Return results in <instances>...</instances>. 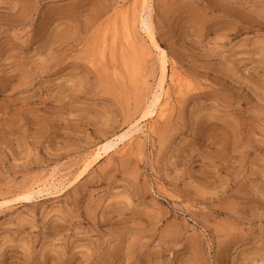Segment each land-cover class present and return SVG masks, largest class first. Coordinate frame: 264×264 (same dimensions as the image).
<instances>
[{
  "label": "rangeland",
  "instance_id": "374dc122",
  "mask_svg": "<svg viewBox=\"0 0 264 264\" xmlns=\"http://www.w3.org/2000/svg\"><path fill=\"white\" fill-rule=\"evenodd\" d=\"M149 8L144 120L135 0H0V264H264V0Z\"/></svg>",
  "mask_w": 264,
  "mask_h": 264
},
{
  "label": "bare ground",
  "instance_id": "6f19581e",
  "mask_svg": "<svg viewBox=\"0 0 264 264\" xmlns=\"http://www.w3.org/2000/svg\"><path fill=\"white\" fill-rule=\"evenodd\" d=\"M135 3H136V6L138 5L141 7L140 11L138 12V25L137 26H139V24H141V28L147 37L146 39H148L150 41V43L152 44V46L158 51V52L156 51L159 54V56H157V57H159V62L161 65V78L159 79V82L156 85L157 88L156 87L154 88L156 90L152 96L151 101L148 102V104L146 105V108H144L145 109V110H143L144 112L142 111L143 115H142L141 119L146 120L148 118H152L153 116L154 117H156V116L162 117L163 116V114L165 113V109H166L165 107L169 104L170 98L172 96L170 94V89H169L170 83H168V80L170 82H174V83L176 81L171 76L172 74L168 75L169 57H168L166 50L160 46V44H159V42L155 36L154 24L152 22V19L150 18L149 14L144 16L145 11L149 8L150 0H135ZM146 12H148V11H146ZM179 82H181L180 79H179ZM174 83H172V84H174ZM134 123H136V122H134ZM140 125H141L140 120H139V123H136V124L132 123V125L129 127V129L127 131H124L123 133H121L117 137H115L113 140L105 143L104 146L96 149L93 152V155L91 156V158L90 159L88 158L91 161L88 162V164H86L85 169L87 170L92 162L98 161L100 154H101L100 153L101 151L103 152V154H105L108 151H110L113 147H115V145L118 144V142H122V141H125L127 138H131L135 133H137L141 129ZM85 163H87V161ZM46 181L47 182L44 181L45 183L43 185H41L44 187V189L46 187H48L49 185H54V183L57 182V180H55V179H51L49 181L46 180ZM41 183H43V182H41ZM39 186H40V183H39ZM42 190H43V188H39L37 190L36 189L26 190L25 192L19 194V198L31 199V197H33V195H36L35 193H39Z\"/></svg>",
  "mask_w": 264,
  "mask_h": 264
}]
</instances>
